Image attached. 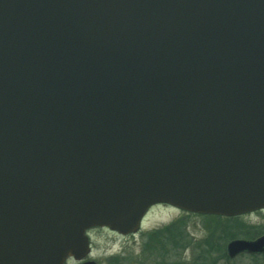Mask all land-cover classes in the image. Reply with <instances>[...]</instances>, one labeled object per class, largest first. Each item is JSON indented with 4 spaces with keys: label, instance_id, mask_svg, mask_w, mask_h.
Wrapping results in <instances>:
<instances>
[{
    "label": "water",
    "instance_id": "1",
    "mask_svg": "<svg viewBox=\"0 0 264 264\" xmlns=\"http://www.w3.org/2000/svg\"><path fill=\"white\" fill-rule=\"evenodd\" d=\"M158 203L264 209V0H0V264Z\"/></svg>",
    "mask_w": 264,
    "mask_h": 264
},
{
    "label": "rangeland",
    "instance_id": "2",
    "mask_svg": "<svg viewBox=\"0 0 264 264\" xmlns=\"http://www.w3.org/2000/svg\"><path fill=\"white\" fill-rule=\"evenodd\" d=\"M175 223L178 225H174ZM208 223L207 220L196 217L187 218L183 212L170 207H153L142 221L140 231L134 236L122 237L104 228L90 230L88 237L91 255L101 264H105L107 258L119 255L127 259V262L122 264H200L197 261L198 249L204 247L202 229L203 225ZM172 225L174 228L170 231H180L181 237L186 235L188 228L189 233L196 240L193 243L195 247L186 251L182 241L173 247L171 239L169 246L163 244L164 236L158 239L159 236L156 241L150 239L149 236L153 230L165 229ZM166 235L168 236L169 233ZM158 240L161 241L158 242Z\"/></svg>",
    "mask_w": 264,
    "mask_h": 264
},
{
    "label": "flooded vegetation",
    "instance_id": "3",
    "mask_svg": "<svg viewBox=\"0 0 264 264\" xmlns=\"http://www.w3.org/2000/svg\"><path fill=\"white\" fill-rule=\"evenodd\" d=\"M153 207L168 206L159 204ZM183 213L187 218L196 217L209 222L206 225L204 224L202 229L204 233L202 238L203 241H205L203 246L205 249H203L204 247L198 249L199 252L197 261L200 262V264H264V247L261 250L253 252L244 250L235 255H230L228 252V246L232 242L244 241L247 243H255L261 239H264V209L251 211L237 216L201 215L188 212ZM182 242L183 248L186 251H190L191 247H195L193 243L196 242V240L189 233L188 228L186 229V235L182 236ZM105 262V264H122L126 263L127 259L122 258V256L119 255L109 257L105 260ZM64 264L101 263L97 262V260L90 253L80 261L69 257L65 260Z\"/></svg>",
    "mask_w": 264,
    "mask_h": 264
},
{
    "label": "trees",
    "instance_id": "4",
    "mask_svg": "<svg viewBox=\"0 0 264 264\" xmlns=\"http://www.w3.org/2000/svg\"><path fill=\"white\" fill-rule=\"evenodd\" d=\"M174 225H178V223H175ZM174 225H172L170 227H166L165 229H161V230L151 232L150 236H149L150 239L156 241L159 236L160 237L158 239H160L161 237L164 236L165 240H164L163 244L165 246L166 245L169 246L170 242L173 243V244H171V245H173V247L180 244V242L182 241L181 232L180 231H178V232L177 231H175V232L170 231V229L174 228ZM166 231H168V232H166ZM165 232L169 233V235L167 236ZM169 240H170V242H169ZM159 241H161V240H158V242ZM160 244H161V242H160Z\"/></svg>",
    "mask_w": 264,
    "mask_h": 264
}]
</instances>
